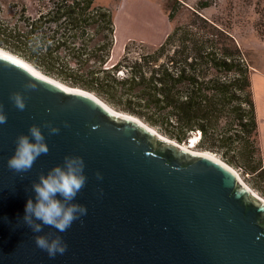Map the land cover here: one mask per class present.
<instances>
[{
	"label": "water",
	"instance_id": "water-1",
	"mask_svg": "<svg viewBox=\"0 0 264 264\" xmlns=\"http://www.w3.org/2000/svg\"><path fill=\"white\" fill-rule=\"evenodd\" d=\"M14 92L24 111L13 106ZM0 107L7 116L0 125V264H264V202L227 165L2 49ZM45 123L59 133L50 135ZM33 124L49 152L15 173L7 159ZM65 156L84 161L87 182L73 202L87 215L64 233L48 226L33 233L22 221L27 200L35 202L31 185ZM48 234L67 244L63 255L50 258L35 245V235Z\"/></svg>",
	"mask_w": 264,
	"mask_h": 264
},
{
	"label": "trees",
	"instance_id": "trees-1",
	"mask_svg": "<svg viewBox=\"0 0 264 264\" xmlns=\"http://www.w3.org/2000/svg\"><path fill=\"white\" fill-rule=\"evenodd\" d=\"M94 3L0 0V49L179 145L199 135L193 149L250 176V187L263 195L251 66L230 29L201 15L210 5L200 3L161 45L137 58L128 56L127 44L109 66L114 15Z\"/></svg>",
	"mask_w": 264,
	"mask_h": 264
},
{
	"label": "rangeland",
	"instance_id": "rangeland-1",
	"mask_svg": "<svg viewBox=\"0 0 264 264\" xmlns=\"http://www.w3.org/2000/svg\"><path fill=\"white\" fill-rule=\"evenodd\" d=\"M23 2L28 4V0ZM202 2L210 6L200 11L201 15L230 29L236 43L247 57L252 75L264 74V0H95V6L108 8L114 15L115 45L109 66L122 56L121 45L128 41V56L131 59L161 45L173 28L185 24ZM169 14L173 15L171 21L168 19ZM144 18L158 31L151 27V31L148 30L150 28L145 29L147 26L144 27ZM190 141V145L183 146L197 154H210L223 163L215 154L193 149L198 136ZM231 169L238 181L264 202V185L258 184L262 195L250 187V176Z\"/></svg>",
	"mask_w": 264,
	"mask_h": 264
},
{
	"label": "clouds",
	"instance_id": "clouds-1",
	"mask_svg": "<svg viewBox=\"0 0 264 264\" xmlns=\"http://www.w3.org/2000/svg\"><path fill=\"white\" fill-rule=\"evenodd\" d=\"M28 89H35V83H27ZM13 106L24 111L26 104L18 92L10 95ZM7 123V116L0 107V125ZM67 127V124H65ZM50 135L58 134L60 129L45 123ZM199 138V135H197ZM49 148L40 126L30 125L28 134H20L16 138L13 155L7 159V166L15 173L29 172L41 155H47ZM85 164L79 156H65L63 165L53 166L47 174H40L38 182H33L31 188L35 194V202L28 199L25 205L23 224L27 225L33 233H40L44 226L66 232L72 224L82 216L87 215L84 205L74 203L78 193L85 187L87 177L84 174ZM98 180L102 179L99 172ZM59 197V198H57ZM39 221V223L37 222ZM35 245L45 251L50 258L57 254L63 255L67 251V244L59 235H35Z\"/></svg>",
	"mask_w": 264,
	"mask_h": 264
},
{
	"label": "crops",
	"instance_id": "crops-1",
	"mask_svg": "<svg viewBox=\"0 0 264 264\" xmlns=\"http://www.w3.org/2000/svg\"><path fill=\"white\" fill-rule=\"evenodd\" d=\"M148 34L150 35V32H148ZM126 40L128 41L129 39ZM126 44L121 45L123 51ZM120 57L121 56H119L118 59L113 64L117 63ZM111 61H112V54L109 62ZM251 84H252V94H253L256 118L258 123L259 146H260L262 162L264 166V74H258V75L253 74L251 76Z\"/></svg>",
	"mask_w": 264,
	"mask_h": 264
},
{
	"label": "bare ground",
	"instance_id": "bare-ground-1",
	"mask_svg": "<svg viewBox=\"0 0 264 264\" xmlns=\"http://www.w3.org/2000/svg\"><path fill=\"white\" fill-rule=\"evenodd\" d=\"M143 22H144V27L147 26L145 29H148V28L151 27L152 29L154 28L155 30H157V28H155L153 25H151L150 22H149L146 18H144V21H143ZM142 28H143V27H142ZM151 28H150V31L152 30ZM157 31H158V30H157ZM115 34H116V33H115ZM63 86H64V85H63ZM186 149H187L190 153H195V152H192V151L190 150V148H186ZM206 155L209 156L210 158H212L213 160H215V161H217V162H220L218 159H216V158L213 157L212 155H210V154H206ZM220 163H221V162H220ZM232 172H233V171H232ZM233 173H234V172H233ZM234 174H235V173H234ZM235 175H236V174H235Z\"/></svg>",
	"mask_w": 264,
	"mask_h": 264
}]
</instances>
